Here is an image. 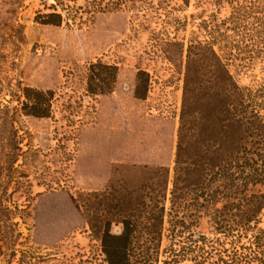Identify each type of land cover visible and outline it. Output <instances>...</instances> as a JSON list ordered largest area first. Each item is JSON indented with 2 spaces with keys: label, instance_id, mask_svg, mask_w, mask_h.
I'll list each match as a JSON object with an SVG mask.
<instances>
[{
  "label": "rangeland",
  "instance_id": "obj_1",
  "mask_svg": "<svg viewBox=\"0 0 264 264\" xmlns=\"http://www.w3.org/2000/svg\"><path fill=\"white\" fill-rule=\"evenodd\" d=\"M53 3L0 0V204L11 214L0 228V264H108L100 242L105 223L121 233L131 199L159 194V168L170 173L160 264L171 246L187 249L180 264H264V209L254 208L252 229L222 233L206 207L190 201L188 230L170 237L184 76L161 52L165 41L209 42L221 31L214 45L228 70L239 86L258 89L264 86V1L260 11L239 19L241 36L217 25L248 0H129L91 20L81 11L83 22L38 23V13H50L46 5ZM97 60L120 72L114 93L94 98L86 74ZM138 71L150 73L145 100L134 95ZM27 87L55 92L51 118L23 113ZM201 105L216 104L205 96ZM229 208L219 203L216 217L236 226L241 213Z\"/></svg>",
  "mask_w": 264,
  "mask_h": 264
},
{
  "label": "trees",
  "instance_id": "obj_2",
  "mask_svg": "<svg viewBox=\"0 0 264 264\" xmlns=\"http://www.w3.org/2000/svg\"><path fill=\"white\" fill-rule=\"evenodd\" d=\"M127 1L86 0L81 6H72L70 3L75 0H54L50 6L46 5L51 12H39L36 21L61 27L71 21L83 22L78 15L81 11L91 20L96 14L122 9ZM258 1L248 0V5H239L217 28L225 26L226 30L241 36L239 19L249 10L260 11ZM218 33L223 35L215 30L209 42L192 41L186 45L183 41H165L161 51L184 76L168 222L170 237L174 240L190 226L187 221L190 201L206 207L207 214L214 218L215 230L222 233L252 229L257 221L254 208L264 209V193L252 192L253 188L264 187V86L258 89L239 86L215 49ZM257 34L262 33L256 30L253 36L259 37ZM119 72L118 66L101 60L89 63L87 94L94 98L113 94ZM149 84L150 73L138 71L134 91L137 99L147 98ZM205 96L216 105H201ZM22 97L25 115L41 119L52 117L53 90L27 87L22 90ZM156 174L161 180L159 194L150 199L142 192L131 199V218L119 221L120 234H113L112 223H105L100 242L108 264L161 263L170 173L168 169L159 168ZM221 202L227 203L230 211L241 213V221H237L236 226L216 217L220 210L214 207ZM5 220L10 222L11 214L0 204V228ZM162 254L167 258L163 264H180L189 257L184 247L179 252L171 246Z\"/></svg>",
  "mask_w": 264,
  "mask_h": 264
}]
</instances>
